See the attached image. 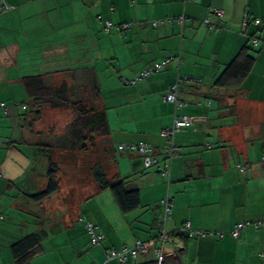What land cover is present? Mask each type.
Listing matches in <instances>:
<instances>
[{"label":"crops","instance_id":"obj_1","mask_svg":"<svg viewBox=\"0 0 264 264\" xmlns=\"http://www.w3.org/2000/svg\"><path fill=\"white\" fill-rule=\"evenodd\" d=\"M3 2L9 9L0 13V103L8 108L0 109V264H16L11 246L34 232L41 236L40 252L27 264H138L148 256L121 262L109 259L108 252L148 242L161 230L172 234L162 251L176 264H264V226H247L239 238L231 234L239 223L264 218V0ZM181 17L182 23L150 25ZM255 20L261 23L256 25ZM107 22L132 28L106 33ZM100 33L109 39L107 51L116 63L112 69L124 84L123 78H134L154 63L174 58L164 71L140 83L138 106L121 103L128 118L118 112L113 118L120 125L113 124L101 101L111 127L110 142L115 147L146 142L158 152L164 140L161 132L186 116L193 125L174 138L181 154L169 166L164 164L170 168L168 178L146 171L140 155L127 154L138 158L134 174L139 175L131 182L133 173H123L119 167L117 173L140 190L141 206L133 212L124 214L114 207L109 214L104 205L97 209L94 201L85 213H75L78 205L74 212L65 208L62 215L50 219L45 201L35 204L41 210L36 224L18 217L22 221L15 225L14 211L21 216L34 213L28 208L34 206L28 198L34 169L25 146L18 144L32 137L23 116L24 79L45 75L54 81L74 66L81 68L83 64L75 63L79 46L94 40L97 48ZM245 48L255 58L251 72L227 87L217 86L227 65ZM178 81L179 99L185 103L181 109L165 100ZM16 128L19 137L9 131ZM241 166L247 170L241 171ZM33 186L41 190L43 185ZM96 191L81 204L100 195L102 200L105 190ZM164 198L174 204L167 222ZM81 217L105 235L100 246L90 244ZM186 223L196 235L185 230ZM200 232L206 235H197Z\"/></svg>","mask_w":264,"mask_h":264},{"label":"trees","instance_id":"obj_2","mask_svg":"<svg viewBox=\"0 0 264 264\" xmlns=\"http://www.w3.org/2000/svg\"><path fill=\"white\" fill-rule=\"evenodd\" d=\"M184 1L193 2L194 0L191 1L184 0ZM4 11L6 10L0 11V13ZM206 20L209 21V19H205L204 23L211 28L212 27L211 22L209 21V24H207ZM156 21H159L158 25H154V22ZM156 21L151 22L150 24L151 27L154 28L161 27L164 26L167 22L173 23L174 21L182 23L184 21V17L177 19L171 18L169 20H156ZM257 21H259V23H256ZM108 23L110 22H107L105 26L106 33H110L111 29H116L117 31H124V30L126 31L132 28L131 24L114 26L112 23L111 26L108 27ZM260 23H261L260 20H255L256 25H259ZM256 41L257 44H255ZM259 42H260L259 39H256L254 41V46H258ZM167 59H170V63L163 66L161 69L156 70V65L163 63ZM173 60H174L173 57H167L162 59L161 61L154 63L153 65L139 72L134 77L133 80L127 81L126 84L135 86L138 83L146 81L151 76L159 74L162 71H164L166 68H168V66L172 63ZM254 63H255V58L249 55L248 48H245L229 65H227L226 69L224 70L220 78L216 81V85L219 87H227L230 85V83L241 81L251 72ZM150 69L153 70L151 75L142 79L141 81L137 80L140 74L149 71ZM97 74L98 73L95 71L93 67L91 68L77 67L75 69L64 71L63 78L61 79L60 82L59 81L53 82L45 75L32 76L24 79V86L27 92V100L23 103L22 106L25 112L23 116H26L25 121L27 122V127L28 124L30 125L31 132L30 130L29 132L32 135V137L29 138L30 140L27 141L22 140L21 142H18V144L22 145L23 147L25 146V148H33L36 153L38 152L40 154V158L46 157L49 163L48 169L47 171H45L44 174L41 173L38 174L37 173L38 171L34 172V178L35 177L37 178L39 176L47 178V185L45 190L43 188L41 190H37V192L33 195H29L31 194V192L28 194V198L30 199V201L34 203V205L35 204L41 205L43 202L47 201L48 199H51L53 196L57 195L60 192V182H59L60 178L58 175L61 169L59 167V163H57L55 160L58 152L63 151L67 153H88L91 152V150L93 152L96 151L102 144L99 139L103 140V142H106L104 143L105 146L108 145V140L111 135V127L108 122V118L104 109L100 111L97 110L95 107L90 108L88 102H84L80 98L81 93L83 94L89 93V95L93 97V100L96 99L98 100L100 99V101L102 100L101 98L102 94H101V89L99 86V80ZM174 85H178V93H177L178 100L181 103H183L182 107H184L185 103L179 99V92H180L179 81ZM171 88L168 94L171 92ZM173 104L175 105L176 109L182 108V107L177 108L176 104L175 103ZM7 108L8 106L6 103H0V109L7 110ZM45 110L70 111L73 114L74 119L66 127L63 135L59 136L58 138L54 137L53 139H47V141L41 142L39 140L38 141L35 140L34 138V136H41V137L43 136L42 134H37L35 132V124L41 118ZM161 136H162V132H161ZM96 139L100 141L101 143L100 145L96 142ZM140 144H146L155 151L154 147H152L150 144L146 142H139L133 144H118L116 146V152L119 153L120 155H125L130 152H136L138 155L142 157V162L145 169H151L153 166H156V164H159L158 155H156L155 153L154 158L157 160V163L152 165L150 168H146L145 157L139 153L137 148L134 150L132 148L136 146L139 147ZM121 146H125L126 148L128 147L129 149L128 150L125 149L124 151H122L120 149ZM177 147L179 148V155H180L181 148L179 146ZM210 147L211 146H209V148ZM105 153L110 157L111 163L114 166L117 165V160L115 159L116 158L115 152L112 151L111 153L110 146L107 149V151L105 150ZM165 155H167L166 152ZM37 159L39 160V158ZM166 160H170V159L165 158V161ZM167 165L169 166V164ZM242 168H246L247 170V167L241 166L240 167L241 171H244L242 170ZM92 176L94 181L98 185V191L110 190L112 192L115 201L122 213L127 214L140 208L141 206L140 190L137 187H132L130 185V182L127 181L126 179H122L117 172L114 176H111L103 165L96 164L92 169ZM83 219L84 218L81 217L79 218V221L86 223V221H83ZM253 223H257V222H253ZM159 235L153 238L152 240H157ZM170 235L172 238V234ZM40 244H41V236L37 234V232L26 235L23 238L19 239V241H17L11 246V251L15 263L16 264L29 263L40 252ZM90 244L94 247L101 245V244L93 245L91 242V236H90ZM138 264H176V262L174 258L171 257L165 259L164 261H160L158 258H156L155 254L151 252L149 256L146 258V260L141 261Z\"/></svg>","mask_w":264,"mask_h":264},{"label":"rangeland","instance_id":"obj_3","mask_svg":"<svg viewBox=\"0 0 264 264\" xmlns=\"http://www.w3.org/2000/svg\"><path fill=\"white\" fill-rule=\"evenodd\" d=\"M105 32V31H103ZM91 41H84L81 44V48L79 46V50H81L80 54L77 56L79 59L75 61L76 65H82V68H91L93 67L95 71L98 73V80H99V86L101 89V98L102 102L104 104V107L106 110L110 113V116L112 117L113 121H115L113 124L116 123V125H120V120H115L113 117H117L118 112H121V118L126 119L128 118V113L125 111V107H129V104L132 102L135 103L133 107L138 106V98H140V83H138L135 86L126 85L123 82H121V79L117 72L112 69V65L116 66V63L114 60H111V57L109 56V52L107 51V48L110 47V42L107 37V35H103L102 33L99 34V38L96 40L98 41L97 45L98 47L95 48V43ZM113 50V53L118 52L119 50ZM111 60V61H110ZM89 63V64H88ZM72 69H75V66L72 67ZM62 77H57L53 82L61 81ZM126 81H131L134 78L126 77L123 78ZM80 98L84 102H88L89 107H95L97 110H102L103 106L100 101V99L93 100V97L88 94H80ZM5 100V98H4ZM27 100V99H26ZM124 103L125 107H122V104ZM117 105H120L121 107L117 108ZM29 109V108H28ZM27 109V110H28ZM136 108H134L135 110ZM24 111V110H23ZM29 111V110H28ZM131 114V112H130ZM135 114V113H134ZM138 118H140V114H138ZM74 116L70 111L66 110H59V111H52V110H45V112L42 114L41 118L36 122L35 124V132L37 134H42L43 136H34L35 140H39L41 142L47 141V139H53L58 138L59 136L63 135L65 132L66 127L73 121ZM17 123V122H16ZM18 129V128H16ZM28 130H30V125L28 124ZM10 132H16L15 137H19L20 130H9ZM31 132V130H30ZM28 133V137H29ZM46 139V140H45ZM101 143H100V141ZM96 139V142L100 145V147L96 150L88 153H67V152H58L57 156L55 158L56 162L59 163L60 167V173H59V182H60V192L53 196L51 199L47 200L44 203V208L47 207V209H50L49 212V218L55 219V217H59V215H62L60 212L65 210H71L75 211L78 205V209L76 212H80L83 210L85 213L86 209L89 208L91 202H97L96 208L100 209L102 205L106 207V209L109 212V214H112V209L115 207L117 209L118 205L114 199V196L110 190H105V195H103L101 200V195L97 198H91L92 200L87 201L86 203L81 204L86 200L89 196H92L93 193L97 190L98 191V185L94 181L92 176V169L96 164H101L104 166V168L109 172L111 176H114L116 172L118 171V167L120 170L125 173H135L137 165V159L135 157H132L130 155H120L116 152V147L113 146L112 142H110V139L108 140V145L110 146L111 153L112 151L115 152L116 160L117 162L120 161V164L113 165L111 163L110 157L105 153V150L109 148L108 145L105 146L103 140ZM167 140L164 138L163 140V146L161 147L160 151H156V155H158V161L159 164H156V166H153L151 169H145L146 171L154 172L157 175L161 177V174L159 173V168H164V164H169L170 160H173L174 158L170 160H166L165 158H168L165 155V149L164 145L166 144ZM153 147V146H152ZM26 153L28 156H30V159L32 161V169L35 171H38L37 173L44 174L45 171H47L49 163L47 158H40V154L34 151L33 148H25ZM132 155H137L136 152L134 153H128ZM38 156V157H37ZM39 158V160L37 159ZM175 158H177L175 156ZM36 173V174H37ZM137 174H134L133 177L130 178V181H135ZM162 178V177H161ZM41 186V188L44 190L46 189L47 185V178L46 177H35L33 178V182L30 187H33L30 189L31 194L33 195L37 192V190L34 188V186ZM96 191V192H97ZM167 198H164L162 201L166 200ZM151 200V199H150ZM152 201V200H151ZM162 203V202H161ZM93 205V204H92ZM163 205V203H162ZM174 205V204H173ZM164 206V205H163ZM33 211L34 213L26 214L21 216L20 212L18 210L14 211V215L16 216L17 220L14 221V224H18L21 219L18 217L24 218L28 221H33L34 224H36L41 219L39 217L40 215V207L37 205H34L32 208L28 207ZM74 208V209H73ZM116 211L118 212L119 210ZM141 210V209H140ZM166 210L164 206V211ZM9 210L5 217L12 216ZM21 211V210H20ZM87 212L90 213L88 210ZM121 212V211H120ZM135 213V212H134ZM132 213V214H134ZM5 215V213H4ZM84 215V214H83ZM136 216V215H134ZM123 217V216H122ZM172 217V215H171ZM124 218V217H123ZM3 219V218H2ZM170 219H165V213L163 221L167 222ZM4 222V221H3ZM2 222V223H3ZM19 225V224H18ZM126 226V225H125ZM131 231V230H130ZM136 244V243H135ZM135 244H132L133 246L128 247L129 249H132L135 247Z\"/></svg>","mask_w":264,"mask_h":264},{"label":"built area","instance_id":"obj_4","mask_svg":"<svg viewBox=\"0 0 264 264\" xmlns=\"http://www.w3.org/2000/svg\"><path fill=\"white\" fill-rule=\"evenodd\" d=\"M3 10H8V7L4 4L3 0H0V11H3ZM217 13L218 15L222 14V12H219V11ZM206 23L209 24V21L206 20ZM256 23H259V21H257ZM158 24H159V21L154 22V25H158ZM110 26H111V23H108V27ZM255 44H257V41L255 42ZM168 63H170V59L165 60L163 63L157 64L156 70L161 69L163 66L167 65ZM152 72L153 70L150 69L149 71H146L140 74L137 80L141 81L142 79L151 75ZM177 93H178V85L172 86L171 92L165 97V100L171 103H175L177 108H181L183 106V103H181L178 100ZM192 125H193V120L189 117L184 116L181 118H176L171 127L166 128L162 131V137H164L167 140L164 149H165V152L167 153L166 156L168 157V159H172L175 156L179 155V148L175 145V142H174L175 134L180 129L190 127ZM132 148L133 150L137 148L139 153L145 157L146 168H150L152 165L157 163V160L154 158L155 151L150 146H147L146 144H140L139 147L136 146ZM120 149L124 151L125 149L128 150L129 148L128 147L126 148L125 146H121ZM263 161H264V157H263ZM242 170L245 171L246 168H242ZM159 173L164 178H168L170 177V168L168 166L164 168H159ZM162 203L166 208L165 219L166 220L171 219L173 203L168 198L162 201ZM83 221H86V227L88 229L89 235L91 236L92 244L93 245L102 244V242L105 239V235L103 233L96 232L97 227L93 222L87 221L86 218H84ZM262 225H264V219L257 223H253V222L239 223L235 226L231 234L234 238H239L240 232L247 226H255L259 228ZM184 228L185 230L190 232L191 236L196 235V233L191 230L190 223H186ZM197 235L205 236L206 234L200 232V233H197ZM171 241H172L171 235L168 234L165 230H162L157 240H150L148 242L138 241L137 245L132 249H129L128 247H123L120 250H111L108 252V258L109 259L118 258L121 262H123L127 260L129 257L136 260L141 255L149 256V254L152 252L155 254L156 258H158L160 261H164L165 259L168 258V256H165L163 254L162 249L166 242L169 243Z\"/></svg>","mask_w":264,"mask_h":264}]
</instances>
